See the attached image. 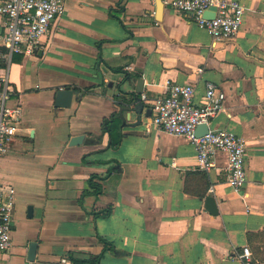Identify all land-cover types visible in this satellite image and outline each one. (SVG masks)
I'll return each mask as SVG.
<instances>
[{
	"label": "crops",
	"instance_id": "crops-1",
	"mask_svg": "<svg viewBox=\"0 0 264 264\" xmlns=\"http://www.w3.org/2000/svg\"><path fill=\"white\" fill-rule=\"evenodd\" d=\"M163 1L159 16L156 0H65L38 49L0 57L5 105L21 111L0 156V186L16 190L13 247L0 251V264H75L101 254L100 264H247L245 247L250 264H264V0H237L247 12L231 40ZM138 80L149 101L169 84L193 85L197 106L208 83L225 92L210 127L246 140L244 191L229 183L226 152L200 169L188 138L152 123L149 102L140 124L137 113L123 124L121 107L136 104ZM63 88L79 93L69 108L56 107ZM93 176L103 178L102 193L84 195Z\"/></svg>",
	"mask_w": 264,
	"mask_h": 264
},
{
	"label": "built area",
	"instance_id": "built-area-1",
	"mask_svg": "<svg viewBox=\"0 0 264 264\" xmlns=\"http://www.w3.org/2000/svg\"><path fill=\"white\" fill-rule=\"evenodd\" d=\"M168 5L181 14L188 15L198 26L208 31L215 39L231 40L240 32L247 8L237 0H171ZM216 7L214 18L204 13ZM66 13L65 0H1L0 15L5 18L6 32L0 35V46L4 49L0 57L11 60L13 54L30 52L41 45L52 23ZM195 88L190 84H169L167 94L149 101L152 106V123L160 132L185 136L194 145L199 168L210 170L218 152H226L229 158V183L241 193L247 185L246 140L226 129H211V120L224 110L225 92L215 84L208 83L206 103H194ZM8 79L0 77V156L7 153L18 134L21 111L5 105L9 99ZM208 125L209 132L198 137L200 125ZM213 191V189H212ZM16 212V190L12 186H0V251L13 247L14 218ZM241 258L247 264L252 260V251L245 247ZM60 264H72L62 258Z\"/></svg>",
	"mask_w": 264,
	"mask_h": 264
},
{
	"label": "water",
	"instance_id": "water-1",
	"mask_svg": "<svg viewBox=\"0 0 264 264\" xmlns=\"http://www.w3.org/2000/svg\"><path fill=\"white\" fill-rule=\"evenodd\" d=\"M156 5H157V14L160 16L163 12V9L165 7L164 1L163 0H156ZM216 13V7H210L205 13L204 16L206 18H214ZM130 82V79L128 78L126 82L122 86H126ZM144 81L143 80H138L137 82V90L133 92L132 98L136 100V104L132 105L129 103H126L122 105L121 107V118L124 119V125L126 124V120H128V117H131L133 113L139 114L138 118V124L141 123L142 121V113L144 111L145 104L142 101V94L144 92L143 88ZM124 93L126 94L128 91L127 87L124 88ZM79 94L78 91L73 90V89H67L63 88L57 92V97H56V107L57 108H69L72 106V101L74 98V95ZM125 112L127 114H125ZM152 115V109L149 110V116ZM209 132V127L208 125H200L197 130H196V135L198 137L203 136ZM207 202V208L212 214H218V206L215 197L209 196L206 200ZM36 250H37V243H33L30 248V254H29V260L34 261L36 257Z\"/></svg>",
	"mask_w": 264,
	"mask_h": 264
},
{
	"label": "trees",
	"instance_id": "trees-1",
	"mask_svg": "<svg viewBox=\"0 0 264 264\" xmlns=\"http://www.w3.org/2000/svg\"><path fill=\"white\" fill-rule=\"evenodd\" d=\"M97 179L99 181L103 180V178L93 176L90 180V189L86 190L84 192V195H86V194L100 195L102 193V190H103L102 184H101V182L96 181ZM252 239H253L252 235H249V240L251 241ZM259 248L260 247H258L257 250ZM102 257H103V254H101L100 256H98L94 259H91L88 261L76 262L75 264H100Z\"/></svg>",
	"mask_w": 264,
	"mask_h": 264
}]
</instances>
